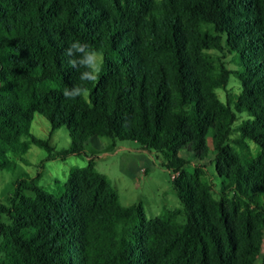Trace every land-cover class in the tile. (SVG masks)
Segmentation results:
<instances>
[{"label": "trees", "instance_id": "obj_1", "mask_svg": "<svg viewBox=\"0 0 264 264\" xmlns=\"http://www.w3.org/2000/svg\"><path fill=\"white\" fill-rule=\"evenodd\" d=\"M223 36L237 68L213 78L206 53L223 51ZM76 40L100 52L103 71L86 84L87 99L66 100L64 89L81 83L65 56ZM231 78L241 95L228 107L217 90ZM0 84V170L11 167L8 153L24 154L30 143L65 159L98 137L135 141L177 174L182 204L151 219L142 204L123 206L94 159L72 168L56 192L21 178L0 204V264H256L264 241V0H0ZM37 114L51 134L68 128L69 149L54 154L50 137L33 135ZM238 117L246 120L232 141L254 143L253 156L226 144ZM210 131L219 191L181 156L206 159Z\"/></svg>", "mask_w": 264, "mask_h": 264}, {"label": "rangeland", "instance_id": "obj_2", "mask_svg": "<svg viewBox=\"0 0 264 264\" xmlns=\"http://www.w3.org/2000/svg\"><path fill=\"white\" fill-rule=\"evenodd\" d=\"M208 32H215L207 28ZM219 36L220 33L217 32ZM227 39L222 37L223 51H207V59L214 68L213 78L224 75L223 69L234 70L237 61L226 47ZM1 85V84H0ZM222 102L233 107L241 95L240 83L231 78L228 84L217 90ZM246 117H238L230 126V139L226 144L232 146L241 156H253L257 147L254 143L246 141L239 146L232 140L241 138L239 125ZM49 122L41 115H36L32 124L33 135L50 140L54 147L53 153L62 152L71 146L69 130L66 126L54 130L51 134ZM25 139V138H24ZM209 155L199 160L194 153L184 151L181 156L189 161L190 166H201L206 172V178L214 182L217 191L221 188V179L215 171L217 151L214 146L213 132L207 135ZM50 153L43 147L33 143L24 154L8 153L11 163L9 169L0 170V204H7L14 191L17 180L25 177L35 178L44 189L56 192L67 181L70 171L74 167H85L91 159L96 161L98 171L105 174L117 190L123 206L142 204L147 218H155L162 214L171 216L175 210L181 209L182 204L174 187L173 178L176 173L161 165V155L145 150L135 141H120L110 137L91 139L80 154H72L65 159L56 157L49 159ZM1 162V158H0ZM182 221V219H177ZM1 241V239H0ZM264 255V241L261 256L256 264H262Z\"/></svg>", "mask_w": 264, "mask_h": 264}, {"label": "clouds", "instance_id": "obj_3", "mask_svg": "<svg viewBox=\"0 0 264 264\" xmlns=\"http://www.w3.org/2000/svg\"><path fill=\"white\" fill-rule=\"evenodd\" d=\"M65 56L68 58L69 66L80 73L81 83L71 88H65L64 98L66 100L87 99L90 90L86 84L97 82L103 71V59L100 52L88 43L76 40L67 47Z\"/></svg>", "mask_w": 264, "mask_h": 264}]
</instances>
